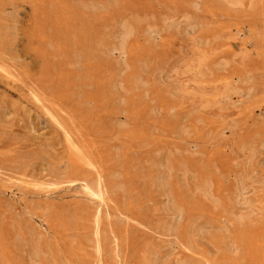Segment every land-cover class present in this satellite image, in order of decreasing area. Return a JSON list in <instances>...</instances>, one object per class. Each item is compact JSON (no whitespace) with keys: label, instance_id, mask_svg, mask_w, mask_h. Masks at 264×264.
Returning a JSON list of instances; mask_svg holds the SVG:
<instances>
[{"label":"rangeland","instance_id":"1","mask_svg":"<svg viewBox=\"0 0 264 264\" xmlns=\"http://www.w3.org/2000/svg\"><path fill=\"white\" fill-rule=\"evenodd\" d=\"M57 1L0 0V264H75L63 246L90 245L95 176L101 227L120 235L126 257L115 264H137L150 245L159 264H264L251 262L264 247L249 248L250 233L264 230V0ZM66 6L78 21L56 29ZM78 156L95 168L72 170ZM249 208L263 217L243 222Z\"/></svg>","mask_w":264,"mask_h":264},{"label":"bare ground","instance_id":"2","mask_svg":"<svg viewBox=\"0 0 264 264\" xmlns=\"http://www.w3.org/2000/svg\"><path fill=\"white\" fill-rule=\"evenodd\" d=\"M13 1V0H12ZM49 1H51V2H56L57 0H49ZM59 1V0H58ZM57 1V2H58ZM112 1V0H111ZM227 1V0H226ZM236 3L235 4H238V5H240V4H242V1L243 0H234ZM73 2V1H72ZM95 2V1H94ZM106 2V1H105ZM11 4V3H10ZM74 4H75V2H74ZM107 4V3H106ZM109 4V3H108ZM112 4V3H111ZM59 6H61V4L59 3L58 4ZM76 5V4H75ZM103 5V4H102ZM41 6V5H40ZM77 6H78V4H77ZM89 6H90V4H89ZM113 6V5H112ZM67 8H66V10H65V8H63V12H61L62 14H60V15H57L56 17H54L53 18V21H54V26H55V28L56 29H61L62 28V25L64 26V25H67V24H64V22H67V21H69L68 22V25H67V27L68 26H70L71 24H69V23H71L72 21H78V16H77V14L76 13H74V11H73V9H72V7L71 6H66ZM76 7V6H75ZM83 7H84V5H83ZM103 7V6H102ZM110 7V6H109ZM81 8V7H80ZM144 8V7H143ZM83 9V8H82ZM38 10V9H37ZM128 10V9H127ZM83 14V13H82ZM94 16V15H93ZM110 16V15H109ZM110 18V17H109ZM79 19H80V17H79ZM128 19V18H127ZM141 20V19H140ZM34 21V20H33ZM138 21V20H137ZM143 21H145V20H143ZM104 22V21H103ZM118 22V21H117ZM116 23V22H115ZM142 23V22H141ZM79 24V23H78ZM143 24V23H142ZM135 25V24H134ZM130 24H128V22L127 23H125L124 25H123V27H122V42H124V41H126V38H128L129 37V35H130V33H131V31H132V29L130 28ZM83 28V27H82ZM49 30V29H48ZM86 30V29H85ZM135 30V29H134ZM133 30V31H134ZM81 31V30H80ZM152 31V30H151ZM79 32V31H78ZM117 32V31H116ZM75 33V32H74ZM148 33H150V32H148ZM49 34V33H48ZM84 34V33H83ZM83 34H82V36H83ZM57 35V34H56ZM73 35V34H72ZM114 35V34H113ZM73 37V36H72ZM84 37V36H83ZM91 37V36H90ZM119 37V36H118ZM120 37H121V35H120ZM82 39V38H81ZM116 39H118V38H116ZM55 40V39H54ZM83 40V39H82ZM61 41V39L60 38H58L57 39V41H56V43H57V45L58 44H61V43H59V42ZM72 42V41H71ZM95 42V41H94ZM84 43V42H83ZM92 43V42H91ZM204 43V42H203ZM206 44V43H205ZM54 45V44H53ZM89 45V44H88ZM123 45H124V43H123ZM73 46V43L71 44V47ZM94 46V45H93ZM101 46V45H100ZM103 46V45H102ZM121 46H122V44H121ZM123 47V46H122ZM72 48H74V47H72ZM88 48V47H87ZM124 48H126V47H124ZM82 49V48H81ZM85 49V48H84ZM112 49H114V47L112 48ZM122 49V48H121ZM128 49V48H127ZM45 50V49H44ZM87 50H89V49H87ZM126 50V49H125ZM128 51V50H127ZM73 52H74V50H73ZM119 52H121L120 50H119ZM124 52V51H123ZM125 54H126V52H124ZM124 53H122V54H124ZM73 54V53H72ZM83 54H81V56H82ZM76 56V55H75ZM79 57V56H78ZM122 58H124V55H123V57ZM83 59L84 58H82V61H83ZM74 60L75 59H73V65L75 64L74 63ZM79 60H80V57H79ZM60 61V60H59ZM77 61V60H76ZM81 61V60H80ZM79 63V62H78ZM83 63H84V61H83ZM217 64V63H216ZM59 65V64H58ZM79 65V64H78ZM218 65H219V63H218ZM81 66V65H80ZM130 67V66H129ZM219 67V66H218ZM11 75H13V74H11ZM80 75V74H79ZM78 75V76H79ZM85 77V76H84ZM88 77V76H87ZM86 77V78H87ZM81 78V77H80ZM52 79V78H51ZM83 79V78H82ZM81 79V80H82ZM106 79V78H105ZM79 80V79H78ZM77 81V80H76ZM109 81V80H108ZM80 82V81H79ZM91 82V81H90ZM140 83V82H139ZM92 84V83H91ZM81 85H83V84H81ZM87 85H88V83H87ZM69 86V85H68ZM67 86V87H68ZM80 86V85H79ZM90 86V85H89ZM88 87V86H87ZM91 87V86H90ZM82 88H83V86H82ZM137 88H139V87H137ZM103 89V88H102ZM132 90V89H131ZM103 90H101V92H102ZM91 94V93H90ZM102 95H103V92H102ZM103 97H105V95L103 96ZM91 98V97H90ZM89 99V98H88ZM130 101V100H129ZM132 102V101H131ZM126 111V110H125ZM127 113V112H126ZM125 113V114H126ZM49 114V113H48ZM124 114V113H123ZM134 115V114H133ZM50 116V115H49ZM135 117V116H134ZM60 127V126H59ZM257 130V129H256ZM69 140H71V139H69ZM72 141V140H71ZM70 141V142H71ZM147 143V142H146ZM242 143V142H241ZM73 144V143H72ZM87 144V143H86ZM75 145V144H74ZM91 145V144H90ZM93 145H95V144H93ZM244 145V144H243ZM68 146V145H67ZM73 146V145H72ZM76 146V145H75ZM242 146V145H241ZM78 147V146H77ZM87 147V146H86ZM92 147V146H91ZM90 147V148H91ZM243 147V146H242ZM69 148V147H68ZM71 148V147H70ZM97 148V147H96ZM102 148V147H101ZM78 150H79V147L77 148ZM82 149H83V146H82ZM239 150V149H238ZM100 151H102L101 149H100ZM250 153H251V151H249ZM71 153V152H70ZM73 153V152H72ZM71 153V154H72ZM89 153V152H88ZM91 153V152H90ZM107 153V152H106ZM249 153V154H250ZM76 154V153H75ZM74 153H73V156H76ZM108 154V153H107ZM99 155H101V154H99ZM97 158V157H96ZM250 158V157H249ZM69 159V158H68ZM103 159V158H102ZM101 159V160H102ZM92 163V162H91ZM91 163H89V162H86V161H84V159L83 158H80L79 156L78 157H72V158H70L69 159V164H70V166H71V168H72V170H74V171H77V170H79V169H81L82 168V166L84 165H86V166H90V168L91 167H94ZM182 164V163H181ZM155 165V164H154ZM84 166H83V168H84ZM110 166V165H109ZM68 168H69V166H68ZM95 168V167H94ZM99 168V167H98ZM102 168V167H101ZM155 169V168H154ZM88 170V169H87ZM87 170H83V171H87ZM91 170V169H90ZM189 170V169H188ZM70 171H71V169H70ZM92 171V170H91ZM97 171V170H96ZM103 171V170H102ZM158 171V170H157ZM92 172H94V171H92ZM159 172V171H158ZM70 173V172H69ZM72 173H73V171H72ZM76 173V172H75ZM111 173H112V171H111ZM152 173H153V171H152ZM93 174V173H92ZM159 174V173H158ZM163 174V173H162ZM73 175V174H72ZM87 175V174H86ZM90 175H91V172H90ZM96 175V174H95ZM109 175V174H108ZM107 175V176H108ZM154 175V174H153ZM172 175V174H171ZM158 176V175H157ZM156 176V173H155V175H154V177L156 178L157 177ZM162 176V175H161ZM168 176V175H167ZM170 176V175H169ZM88 177V176H87ZM163 177V176H162ZM72 178H74V177H72ZM116 178V177H115ZM158 178V177H157ZM164 178H165V176H164ZM94 179V178H93ZM101 177L100 176H95V179H94V187L92 188V187H90V192L92 193L91 194V196L92 197H94V198H90L92 201H93V203H94V205H96L94 208H93V212L92 213H90V224H91V237H90V245L87 247V246H85V245H83V244H81V243H79L78 245H76V246H74V247H72V244L73 243H76V242H74V240H73V242L69 245L70 247H68V246H66V247H64L63 246V249H64V252H65V257L68 259V261L70 260V261H72V262H75V264H77V262L79 261L80 262V264H105L106 262H105V260H104V256H103V254L105 253V250H106V244L108 243H111V247H108V249H109V253L111 254V255H108V254H106V256L108 255V256H111L110 258L111 259H109V261L110 260H112V261H110V262H112L113 264H115V263H122V259H123V257H125L124 256V253H122V251H123V249H122V251H121V248L119 247V245L121 244H119V242H117V241H119L118 239L120 238H118L117 237V235L118 236H120L118 233H117V235H116V233L113 231V229L112 228H109V229H107V230H105L104 228H102L101 227V224H100V219H99V214H100V206L102 205L101 203H102V197H103V193H104V190H105V188H104V186H103V183H102V181H101ZM124 179V178H123ZM130 179V178H129ZM160 180H161V178H159ZM165 180H167V177H166V179ZM165 180H162V181H164L165 182V184L166 183H168L167 181H165ZM171 180H173V179H171ZM130 181V180H129ZM156 181H158V180H156ZM202 181V180H201ZM124 182V181H123ZM126 182V181H125ZM151 182V181H150ZM159 182V181H158ZM161 182V181H160ZM173 182H174V180H173ZM207 182V181H206ZM110 183V182H109ZM202 183V182H201ZM208 183V182H207ZM106 184V183H105ZM111 184V183H110ZM113 184V183H112ZM126 184V183H125ZM160 184H162V183H160ZM172 184V183H171ZM171 184H170V186H171ZM182 184V183H181ZM199 184L200 183H198V186H199ZM92 185V184H91ZM117 185L119 186V184L117 183ZM124 185V184H123ZM173 185V184H172ZM197 185V184H196ZM195 185V186H196ZM204 185V184H203ZM202 184H201V186H202V188L201 189H203V191L202 192H206V190L208 189H206V187L205 186H203ZM122 186V185H121ZM156 186H158L159 187V185H156ZM167 186H168V184H167ZM166 186V187H167ZM183 186V185H182ZM200 186V187H201ZM112 187V186H111ZM154 187H155V185H154ZM164 187V186H163ZM162 187V188H163ZM174 187H175V185H174ZM181 187V186H180ZM189 187V186H188ZM200 187H198V188H200ZM207 187H209V185L207 186ZM113 188V187H112ZM122 188H123V186H122ZM125 189L127 188V185H126V187H124ZM157 188V187H156ZM155 188V189H156ZM160 188H161V186H160ZM171 188V187H170ZM173 188V187H172ZM171 188V189H172ZM177 188H178V186H177ZM185 188V186L183 187V189ZM197 188V189H198ZM158 189V188H157ZM183 189H182V191H183ZM189 189V188H188ZM236 189H237V187H236ZM240 189V188H239ZM160 190V189H159ZM163 190V189H162ZM169 190V189H168ZM167 190V191H168ZM174 190V189H173ZM178 190V189H177ZM180 190V189H179ZM194 190V189H193ZM200 190V189H199ZM130 191V190H129ZM157 191V190H156ZM187 190H186V188H185V192H186ZM195 191H197V190H195ZM233 191V190H232ZM235 191V190H234ZM240 191H241V189H240ZM121 192V191H120ZM162 192V191H161ZM164 192V191H163ZM176 192V191H175ZM174 192V193H175ZM201 192V191H200ZM201 192V193H202ZM231 192V191H230ZM242 192V191H241ZM127 193V192H126ZM165 193V192H164ZM188 194H189V192H187ZM192 193V192H191ZM203 193V194H204ZM226 193V192H225ZM246 193V192H245ZM176 194V193H175ZM177 194H179V192L177 193ZM180 194H181V192H180ZM179 194V195H180ZM185 193H184V191H183V195H184ZM220 193H218V195H219ZM224 194V193H223ZM222 194V196L223 197H225L224 195ZM227 194V193H226ZM234 194V193H233ZM232 194V195H233ZM238 194V193H237ZM113 195V194H112ZM164 196H165V194H163ZM170 195H171V193H170ZM200 195V194H199ZM208 195H209V192H208ZM215 195H216V193H215ZM214 195V196H215ZM239 196L241 195L242 196V194H238ZM172 196V195H171ZM187 196V195H186ZM189 196H190V194H189ZM188 196V198L189 199H191V196L189 197ZM198 196V195H197ZM201 196H202V194H201ZM220 196V197H219ZM218 197L221 199V195H219ZM175 197H176V195H175ZM194 197H196V196H194ZM204 197H207V196H204ZM209 197V196H208ZM212 197V196H211ZM215 197H217V196H215ZM222 197V198H223ZM232 197V196H231ZM230 197V198H231ZM234 197L235 196H233V200H234ZM238 197V196H237ZM229 198V197H228ZM173 199V198H172ZM176 199V198H175ZM185 199V198H184ZM184 199H182L183 201H184ZM210 199V198H209ZM232 199V198H231ZM231 199H228V202L229 201H231V202H234L233 200H231ZM237 199V198H236ZM247 199V198H246ZM252 199V198H251ZM213 200V199H212ZM216 200H218V199H216ZM214 201V203L216 202V203H218L217 201ZM226 200V199H225ZM224 200V201H225ZM254 200V199H253ZM185 201H189L188 199L187 200H185ZM221 201V200H220ZM237 201V200H236ZM255 201V200H254ZM259 201V200H258ZM173 202V205L175 204L174 203V201H172ZM191 202V201H190ZM189 202V203H190ZM193 202V201H192ZM195 202V201H194ZM226 202H227V200H226ZM225 202V203H226ZM240 202V201H239ZM247 202V201H246ZM188 203V202H187ZM198 203V202H197ZM196 203V204H197ZM203 203V202H202ZM249 203V202H248ZM251 204H252V201L250 202ZM255 203V202H254ZM91 204V203H90ZM177 205H178V203H176ZM183 204V203H182ZM223 204V203H222ZM221 204V205H222ZM227 204H229V203H227ZM232 204V203H231ZM230 204V205H231ZM234 204H237L236 202L234 203ZM94 205H92V206H94ZM109 205V204H108ZM195 205V204H194ZM194 205H192V206H194ZM218 205V204H217ZM220 205V204H219ZM220 205V206H221ZM226 205V204H225ZM238 205H239V203H238ZM247 205V204H246ZM253 205V204H252ZM103 206V205H102ZM179 206V205H178ZM181 206V205H180ZM185 206V205H184ZM191 206V207H192ZM229 206V205H228ZM232 207H233V204L231 205ZM237 206V205H236ZM244 206H245V204H244ZM251 206V205H250ZM262 206V205H261ZM110 207V206H109ZM198 207V206H197ZM196 207V208H197ZM227 207V206H226ZM256 207V206H255ZM173 208L174 209H176L177 210V208H175L174 206H173ZM172 208V209H173ZM201 208V207H200ZM219 208V207H218ZM222 208H223V206H222ZM222 208H220V209H222ZM238 208H241V207H239L238 206ZM243 208V207H242ZM262 208H264V207H262ZM173 209V210H174ZM183 209H185V208H183ZM198 209V208H197ZM227 209V208H226ZM229 209V208H228ZM230 209H232V208H230ZM106 210V209H105ZM189 210V209H188ZM194 210V209H193ZM203 210V209H202ZM206 210H207V208H206ZM213 210V209H212ZM225 210V209H224ZM77 211H79V210H75L74 211V213L73 214H75L74 216H75V218L76 217H78L79 219H78V221L80 222L79 223V226L81 227L82 226V222H81V220H83V219H81V216H82V213L81 212H77ZM107 211V210H106ZM157 211V210H156ZM159 211V210H158ZM161 211V210H160ZM185 211V210H184ZM184 211H183V213H184ZM195 211V210H194ZM200 211V210H199ZM215 211V210H214ZM257 211V212H256ZM258 211H260V213H261V209L259 210H256V209H254V208H249L248 210H246V212H247V214H245V217L243 216L244 215V212H243V215H241V217L240 218H242V220H243V222L245 221V219L246 218H249V217H253L254 215H258V216H261V217H263L260 213H258ZM164 212V211H163ZM166 212H168L167 210H165V212H164V214H166ZM170 212H171V210H170ZM177 212V211H176ZM201 212H203V211H201ZM227 212V211H226ZM245 212V213H246ZM103 213V212H102ZM109 213V212H108ZM169 213V212H168ZM172 214H174L173 213V211L171 212ZM188 213H189V211H188ZM193 213V212H192ZM195 213H197V212H195ZM231 213H232V210H231ZM264 213V212H263ZM107 214V213H106ZM217 214V213H216ZM230 214V213H229ZM56 215V214H55ZM170 215V214H169ZM176 215V214H175ZM179 215V214H178ZM181 215V214H180ZM218 215V214H217ZM222 215V214H221ZM231 215V214H230ZM246 215H248V216H246ZM251 215V216H250ZM164 216V215H163ZM166 216V215H165ZM209 216V215H208ZM233 216H235V215H233ZM237 216H238V214H237ZM237 216H235V217H237ZM58 217V216H57ZM167 217V216H166ZM180 217V216H179ZM179 217H177V218H179ZM226 217H227V215H226ZM228 217H229V215H228ZM232 217V216H231ZM231 217L229 218V219H231ZM164 218V217H163ZM172 218V217H171ZM175 218V217H174ZM173 218V219H174ZM186 218V217H185ZM211 218V217H210ZM224 218V217H223ZM239 218V217H238ZM237 218V219H238ZM258 218H260V217H258ZM257 218V219H258ZM161 219V218H160ZM168 219V218H167ZM254 219H256V218H254ZM56 220H58V218H56ZM62 220H63V218H62ZM71 220V219H70ZM77 220V219H76ZM76 220H75V222H76ZM216 220V219H215ZM214 220V221H215ZM221 220H223V219H221ZM238 220H240V219H238ZM260 220V219H259ZM264 220V219H263ZM58 221H60V219L58 220ZM57 221V222H58ZM115 221H117V220H115ZM163 221V220H162ZM164 221H165V218H164ZM176 221H177V219H176ZM175 221V222H176ZM188 221H189V219H188ZM188 221H186V222H188ZM216 221H218V220H216ZM225 221V220H224ZM230 221V220H229ZM252 221H254V220H251L250 222H252ZM64 222V221H63ZM71 222V221H70ZM73 222V221H72ZM108 222V221H107ZM157 222H159V221H157ZM169 222V221H168ZM167 222V224H165V222H162V224H161V228H162V232L161 233H163V235H164V232L165 231H169V227H170V225H169V223ZM181 222V221H180ZM220 223H221V221H219ZM223 222V221H222ZM238 221H236V223H237ZM247 222V221H246ZM249 222V221H248ZM68 223V222H67ZM111 223V222H110ZM113 223H115V222H113ZM113 223H112V226H116V225H113ZM182 223V222H181ZM183 223H185V222H183ZM225 223V222H224ZM229 223V222H228ZM227 223V224H228ZM239 223V222H238ZM258 223V222H257ZM264 223V222H263ZM60 224V223H59ZM74 224V223H73ZM116 224H118L117 222H116ZM172 224V223H171ZM177 224H179V223H177ZM186 224V223H185ZM188 224H190V223H188ZM226 224V223H225ZM243 224V223H242ZM241 224V225H242ZM245 224V223H244ZM247 224V223H246ZM256 224V223H255ZM255 224H253L254 225V227H256L255 226ZM61 225V224H60ZM66 225V224H65ZM159 225V224H158ZM176 224H174V226H175ZM58 226V225H57ZM63 226V225H62ZM109 226H111V225H109ZM160 226V225H159ZM181 226V225H180ZM189 226V225H188ZM219 226V225H218ZM227 226V225H226ZM237 226V225H236ZM239 226H240V224H239ZM243 226V225H242ZM154 227V226H153ZM186 227V226H185ZM222 227H224V226H222ZM228 227V226H227ZM249 227V226H248ZM253 227V226H252ZM264 227V226H263ZM59 228H62V227H59ZM73 228H75V225H74V227ZM175 228V227H174ZM184 228V227H183ZM194 228V227H193ZM229 228V227H228ZM245 228L247 229V227L245 226ZM257 228V227H256ZM64 229H65V227H64ZM70 229V228H69ZM87 229H88V227H87ZM89 229H90V227H89ZM219 229V228H218ZM226 229V228H225ZM243 229H244V226H243ZM62 230H63V228H62ZM104 230V231H103ZM152 231H153V228L151 229ZM156 230H158V233L160 234V231H161V229H159V228H156ZM178 230V229H177ZM181 229H179V231H180ZM197 230V229H196ZM64 231V230H63ZM69 231V230H68ZM70 231H71V229H70ZM73 231H75V229L73 230ZM182 232L184 231V229L183 230H181ZM194 231V230H193ZM199 231V230H198ZM197 231V232H198ZM217 231V230H216ZM64 232H66V231H64ZM84 232V231H83ZM101 232H102V234H101ZM117 232V231H116ZM171 232V231H170ZM225 232H226V230H225ZM230 232H232V230L230 231ZM230 232H229V235H230ZM67 233V232H66ZM155 233V232H154ZM156 233H157V231H156ZM174 233H176L175 231H174ZM184 233H186V231H184ZM189 233V232H188ZM191 233V232H190ZM199 233V232H198ZM217 233H219V230H218V232ZM217 233H214L215 235H217ZM223 233V232H222ZM234 233V232H233ZM2 234V233H1ZM166 234V233H165ZM180 234H181V232H180ZM195 234V233H194ZM235 234H236V232H235ZM234 234V235H235ZM239 234H241V236H242V233H239ZM264 234V230L262 229V230H256V231H252L251 233H250V239H249V248H250V250H253V251H255V252H258L259 250V248H260V246L261 247H264V244H262V243H264V240L262 239V237L260 238V236L261 235H263ZM89 235V236H90ZM174 234H172V236H173ZM199 235H201V234H199ZM198 235V236H199ZM212 235V234H211ZM215 235H213V236H215ZM218 235H220V233L218 234ZM217 235V236H218ZM222 235V234H221ZM220 235V236H221ZM228 235V234H227ZM245 235L246 234H244V237H245ZM123 236V235H122ZM170 236H171V234H170ZM183 236V235H182ZM195 236H197V234L195 235ZM223 236V235H222ZM2 237H4L3 236V234H2ZM178 237V236H177ZM181 237V236H180ZM179 237V238H180ZM211 237V236H210ZM223 237H225V235L223 236ZM230 237V236H229ZM234 237V236H233ZM236 237V236H235ZM243 237V238H244ZM69 238V237H68ZM75 238H77V236L75 237ZM124 238H126V237H124ZM164 238V237H163ZM167 238V237H166ZM169 238V237H168ZM183 238V237H182ZM193 237H191V236H188L186 239L187 240H185V239H183V241H184V243H185V245H183V247L187 250V252H192V251H194V246H193V242L194 241H192L191 239H192ZM213 238V237H212ZM218 238V237H217ZM231 238V237H230ZM65 239V238H64ZM159 239V238H158ZM199 239V238H198ZM214 239V238H213ZM212 239V240H213ZM216 239V238H215ZM221 239V238H220ZM219 239V240H220ZM225 239V238H224ZM223 239V240H224ZM227 239V238H226ZM240 239V238H239ZM60 240V239H59ZM126 240H128V239H126ZM157 240V239H156ZM180 240V239H179ZM178 240V241H179ZM182 240V239H181ZM195 240V239H194ZM200 240V239H199ZM218 240V241H219ZM222 240V239H221ZM228 240H230V239H228ZM228 240H227V242H228ZM243 240H245V239H243ZM217 241V242H218ZM231 241V242H230ZM226 245V248H227V250L226 251H228V250H230V251H232V252H235V251H237V250H239V248H241V246L240 245H238L237 244V242L236 241H234V239H232V240H230ZM131 242V241H130ZM181 242V241H180ZM198 242V241H197ZM214 242V241H213ZM242 242V241H241ZM241 242L239 243V244H241ZM246 242V241H245ZM244 241L242 242V243H245ZM64 243V245H65V242H63ZM210 243H212V242H210ZM216 243V242H215ZM219 243V242H218ZM217 243V244H218ZM132 244H133V242H132ZM150 244V243H149ZM198 244V243H197ZM221 244H223V243H221ZM225 244V243H224ZM124 245V244H123ZM126 245V244H125ZM131 245V244H130ZM181 245H182V242H181ZM195 245V244H194ZM5 246V245H4ZM55 246H57L56 244H55ZM108 246V245H107ZM137 246V245H136ZM155 246V245H154ZM154 246H153V248H154ZM214 246H215V244H214ZM8 247V246H7ZM58 247V246H57ZM131 247V246H130ZM140 247V246H139ZM150 247H152L151 245L150 246H148V247H146V246H144L140 251H139V256H138V259H133V260H137V264H159L158 262H157V252L154 250V249H152V248H150ZM221 247V246H220ZM220 247H219V249H220ZM222 247H224V245H222ZM221 247V248H222ZM129 248V247H128ZM132 248V247H131ZM155 248H157L156 246H155ZM6 249V248H5ZM4 249V250H5ZM56 249V248H55ZM130 249V248H129ZM132 250H133V248H132ZM135 250H136V247H135ZM157 250H159V248L157 249ZM58 251V250H57ZM131 251V250H130ZM138 251V250H137ZM161 251V250H160ZM198 251V250H197ZM224 251V250H223ZM225 251V252H226ZM264 251V250H263ZM56 252V251H55ZM129 251H127L126 252V254L128 253ZM195 252V251H194ZM231 252V254H233ZM244 252H245V250H244ZM36 253H38V252H36ZM48 253V252H47ZM53 253H54V251H53ZM58 253H60L59 251H58ZM135 253V252H134ZM193 253V252H192ZM229 253V252H228ZM236 253V252H235ZM249 253V252H248ZM129 254H131L130 252H129ZM225 254V253H224ZM230 254V255H231ZM38 255V254H37ZM40 255H41V251H40ZM46 255V253L43 255V256H45ZM56 255V254H55ZM61 255V254H60ZM196 255V254H195ZM195 255H193L194 257H195ZM226 255V254H225ZM228 255V254H227ZM248 255V254H247ZM42 256V255H41ZM40 256V257H41ZM50 256V255H49ZM58 256V255H57ZM192 256V257H193ZM258 256H260V258L258 259V262H263L264 263V254H257V255H255L254 256V259H253V261L251 260V262H254V261H256L255 259H256V257H258ZM39 257V256H38ZM61 257V256H60ZM128 257V256H127ZM135 257V256H134ZM159 257V256H158ZM185 257V256H184ZM193 257V258H194ZM44 258V257H43ZM106 259H107V257H105ZM109 258V257H108ZM126 258V257H125ZM193 258H192V260H193ZM61 259V258H60ZM60 259H56V260H60ZM130 259H131V257H130ZM187 259V258H186ZM190 259V258H189ZM188 259V260H189ZM0 260H2V257L0 258ZM43 260V259H42ZM188 260L185 262V261H178V262H176L175 264H187L188 263ZM3 261V263H4V260H2ZM12 261H13V259H12ZM50 261V260H49ZM61 261V260H60ZM62 261H64V259H63V257H62ZM61 261V262H62ZM61 262H60V264H61ZM67 262V261H66ZM65 262V263H66ZM129 262V261H128ZM160 262H161V260H160ZM164 262V261H163ZM1 263V262H0ZM130 263V262H129ZM134 263V262H133ZM192 263V262H191ZM194 263V262H193ZM174 264V263H173Z\"/></svg>","mask_w":264,"mask_h":264}]
</instances>
